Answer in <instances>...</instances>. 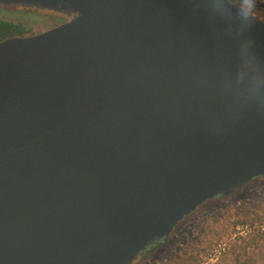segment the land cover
<instances>
[{"label": "water", "instance_id": "obj_1", "mask_svg": "<svg viewBox=\"0 0 264 264\" xmlns=\"http://www.w3.org/2000/svg\"><path fill=\"white\" fill-rule=\"evenodd\" d=\"M0 264H129L264 176V21L229 0H0Z\"/></svg>", "mask_w": 264, "mask_h": 264}, {"label": "rangeland", "instance_id": "obj_2", "mask_svg": "<svg viewBox=\"0 0 264 264\" xmlns=\"http://www.w3.org/2000/svg\"><path fill=\"white\" fill-rule=\"evenodd\" d=\"M230 1L264 21V0ZM16 7L20 6L0 5V19L21 22L33 30H46L59 21L53 11ZM237 208L262 218L261 226L233 225ZM253 228L264 230V176L257 177L227 197L205 201L178 222L164 239L137 255L129 264H222L228 259L222 252L225 253L229 244L235 242L236 236L242 237ZM240 245L242 242L236 241L235 246ZM249 251L257 263L264 264V243Z\"/></svg>", "mask_w": 264, "mask_h": 264}, {"label": "trees", "instance_id": "obj_3", "mask_svg": "<svg viewBox=\"0 0 264 264\" xmlns=\"http://www.w3.org/2000/svg\"><path fill=\"white\" fill-rule=\"evenodd\" d=\"M24 35L25 29L23 26L18 23L14 24L0 19V40L7 37H20ZM216 198H219V196ZM234 215L235 220L232 222L233 225L241 224L244 225L245 228H251L254 226V224L258 227H260L262 224V218H258L256 215L251 216L250 213L239 210V208L235 210ZM238 240L242 242V245L236 247L235 244ZM159 241L161 240L153 242V244L158 243ZM262 243H264V230H260V228H253L249 232L245 233L242 237L236 236L235 242L229 244V247L225 253L222 252V255L227 256L228 258L227 262H223L222 264H261L257 263L256 260L253 259L251 251L249 250H252V248H260Z\"/></svg>", "mask_w": 264, "mask_h": 264}, {"label": "flooded vegetation", "instance_id": "obj_4", "mask_svg": "<svg viewBox=\"0 0 264 264\" xmlns=\"http://www.w3.org/2000/svg\"><path fill=\"white\" fill-rule=\"evenodd\" d=\"M230 1V0H229ZM231 2V1H230ZM16 8H20V9H27V10H35L34 8H30V7H16ZM51 13V12H50ZM250 13V12H249ZM54 15H56V17H57V19L59 20L58 21V23H54V24H52V25H50L49 27H47V28H50V27H53V26H55V25H57V24H59V23H61V22H63V21H65L66 20V17L65 16H63V15H59V14H56V13H53ZM253 17H255L252 13H250ZM256 18V17H255ZM11 23H14V24H20L21 26H23L24 27V29H25V35L24 36H28V35H32V34H34V33H37V32H39V31H42V30H44V29H42V30H33V29H28V27H26L24 24H22L21 22H11ZM47 28H45V29H47ZM161 240V239H160ZM153 242H157V241H150L149 243H147V245L145 246V249L143 250V251H141L139 254H141V253H143V252H145L146 250H148L152 245H153Z\"/></svg>", "mask_w": 264, "mask_h": 264}]
</instances>
